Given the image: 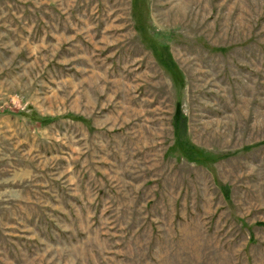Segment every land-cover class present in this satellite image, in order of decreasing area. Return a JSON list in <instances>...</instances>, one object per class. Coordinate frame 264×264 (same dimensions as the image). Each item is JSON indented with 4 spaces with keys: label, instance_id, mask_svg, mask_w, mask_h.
<instances>
[{
    "label": "rangeland",
    "instance_id": "374dc122",
    "mask_svg": "<svg viewBox=\"0 0 264 264\" xmlns=\"http://www.w3.org/2000/svg\"><path fill=\"white\" fill-rule=\"evenodd\" d=\"M0 264H264V0H0Z\"/></svg>",
    "mask_w": 264,
    "mask_h": 264
},
{
    "label": "trees",
    "instance_id": "16d2710c",
    "mask_svg": "<svg viewBox=\"0 0 264 264\" xmlns=\"http://www.w3.org/2000/svg\"><path fill=\"white\" fill-rule=\"evenodd\" d=\"M180 120H182V114H181V108L180 105H177L176 112L174 115V121H173V127H174V134L177 138V142L181 144L180 146L184 155L190 160L195 162H201L203 163L206 161L205 157H203L202 152H200L198 149L193 148L192 146L188 145L187 143L182 142V139H180V131H182V128H180ZM204 164V163H203Z\"/></svg>",
    "mask_w": 264,
    "mask_h": 264
}]
</instances>
